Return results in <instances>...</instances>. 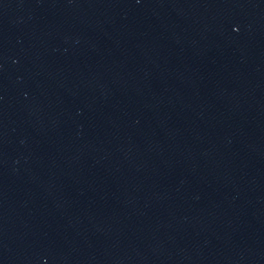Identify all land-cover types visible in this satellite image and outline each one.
Wrapping results in <instances>:
<instances>
[{
    "label": "water",
    "instance_id": "water-1",
    "mask_svg": "<svg viewBox=\"0 0 264 264\" xmlns=\"http://www.w3.org/2000/svg\"><path fill=\"white\" fill-rule=\"evenodd\" d=\"M0 264H264V0H0Z\"/></svg>",
    "mask_w": 264,
    "mask_h": 264
}]
</instances>
